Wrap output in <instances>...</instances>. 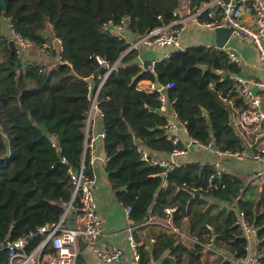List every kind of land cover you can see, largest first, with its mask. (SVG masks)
Wrapping results in <instances>:
<instances>
[{
  "label": "trees",
  "instance_id": "1",
  "mask_svg": "<svg viewBox=\"0 0 264 264\" xmlns=\"http://www.w3.org/2000/svg\"><path fill=\"white\" fill-rule=\"evenodd\" d=\"M204 1L191 0V5L196 7ZM5 2L7 9L0 7V19L6 18L14 31L28 39L39 57L24 61L23 56L30 57L31 49L19 53L0 23V245L28 237L30 252L43 238L38 229L63 217L74 196L69 169H79L84 160L85 127L92 96L108 65L115 64L99 91L97 104L102 112L109 157L108 177L116 190L126 186L118 191V196L132 206V222L140 225L151 212L167 216L165 208L174 207L170 217L179 226L185 207L206 202L203 196L228 202L240 196L236 204L259 228V252L264 263V212L258 208L264 206V191L240 194L239 180L220 174L211 165L201 172L190 162L172 168L154 164L142 158L136 143L138 138L141 145L152 150L175 149L165 135L161 91L148 92L138 86L141 80H158L162 86L175 83L163 92L174 100V110L190 136L204 143L213 138L224 151L238 152L246 146L245 138L230 124L233 108L218 98L221 94L234 96L232 80L223 78L218 70L239 71L223 50L194 46L174 51L168 59L156 63L154 70H146L133 63L138 55L136 49L124 54L130 46L127 39L112 34L110 27L105 28L107 23L116 25L129 18L128 29L141 36L170 22L181 0ZM54 38L61 40L62 51L60 45L52 44ZM45 43L51 44L49 59L53 63H46L39 50ZM60 56L62 62L58 61ZM97 57L106 63L101 65ZM16 61L19 65L15 70ZM198 64H207V71ZM101 66L103 70L95 77ZM235 105L244 107L241 98H235ZM252 149L256 152L255 147ZM85 173L94 179L88 158ZM165 176L167 187L163 186ZM80 204L79 194L70 211H76ZM207 220L212 222L211 218ZM236 221L235 211L226 214V222L220 226L221 238L230 242L235 258H240L246 255L247 242ZM190 224V233L194 226L199 235L209 231L205 224L194 225L192 219ZM174 243L175 238L170 236L164 247L157 246L152 252L140 246L141 264H150L151 254L157 257ZM183 248L177 244L174 251ZM47 250L54 252L52 245ZM0 264H10L6 246L0 248Z\"/></svg>",
  "mask_w": 264,
  "mask_h": 264
},
{
  "label": "crops",
  "instance_id": "2",
  "mask_svg": "<svg viewBox=\"0 0 264 264\" xmlns=\"http://www.w3.org/2000/svg\"><path fill=\"white\" fill-rule=\"evenodd\" d=\"M193 8L195 7L191 5V0H181L177 9L180 14H186ZM205 15L206 17H204ZM207 16L208 15L205 12L202 15V18H207ZM250 19V16L245 17V20ZM120 32L122 37L127 39L128 43H131L140 37L128 29V24L122 28ZM180 42L182 48L181 51H185L194 46H205L210 50H223L226 55L227 50L233 51L239 58V63L236 64L234 62V64L239 67V71L236 73L241 75L244 79H247L253 92H263L259 83L264 84V62L260 57L259 51L251 40L240 38L233 34L226 46L224 48H219L214 30L199 26L194 21H189L185 26ZM174 49L175 48L170 45L155 46L146 44H141L136 48L138 52L137 57H140L144 64L162 54L171 52ZM36 54L38 53L35 48L29 51V55L32 59H37L33 58ZM45 61L46 63H53L49 58L45 59ZM150 83V80H141L138 82V86L143 90L152 92L154 90L149 88ZM210 86L214 89L213 84H210ZM222 95L223 94L218 95V98L233 108L230 115V124L234 125L240 135L245 138L247 143L245 148H249L248 143H254L256 153L259 152V148L262 146L264 147V136L260 135L261 133L258 129L248 128L242 130L239 126L240 112L247 107L246 103L242 100L244 107L236 106L235 98L239 97H234L235 94L232 97L229 94H226L224 96H227L229 101H224ZM166 98L167 101L164 106L161 104L160 110L165 115L166 120L167 118H175L176 121L179 122V129L176 132L180 138L179 144H183L188 151L184 155L174 156L172 155V152L152 150L145 145L140 144V149L149 154L152 163L164 161L168 163V167L172 168L171 165L178 167L183 165L184 162H190L200 167V170L201 168L204 170L207 165H211L220 174H227L239 180L241 186L240 194L243 191H245L247 195H252L257 192L262 193L264 191V189L261 191L260 181L256 178V173L262 168L263 163L251 154V150L254 151V149L250 150V156L239 158L232 154H221L220 151L224 150H221L216 146L213 138L206 142L208 143L210 141V147L190 142V139L193 137L189 135L186 124L179 119L178 114L175 116L177 112L173 107L174 102L172 103L174 100H169L168 96ZM262 102H264V100ZM261 107L264 111L262 103ZM204 113L207 114L208 111L204 109ZM231 120H233V122ZM181 123H183V125ZM103 131L104 125L102 115L99 112V109H96L89 134L91 137H94L92 152L97 157L92 165V169L94 174L93 189L97 203V212L103 223V233L100 237L99 244L101 248L105 250H110L113 247L123 248V258L128 260L133 257L132 247L127 238L128 228L132 221L129 219L125 211V205L127 204L118 196V191H120L121 188L116 190L112 186L108 177L107 161L109 157L105 150L104 137L99 136V133H102ZM165 135L168 136L166 129ZM203 170L201 172H203ZM164 179H166V176ZM163 186H168V179L164 181ZM201 189L203 190L202 187L199 188V190ZM203 198L206 202H194L185 207L186 214L179 226L174 225L170 217L171 213L176 209L174 207L165 208L167 216L153 214L151 212L150 216L143 219L140 225L134 224V234L139 242V247L146 246L151 252L154 251L157 246L164 247L166 238H169L170 236L175 238V243L171 248L163 249L157 254V257H154V255L151 254L152 260H150V264H221L224 261H230L232 264H235L236 254L233 251L230 242L221 238L220 226L226 222L227 213L235 211L237 214V209L239 207L236 202H238L240 196L236 198L234 202H228L215 197L203 196ZM258 208L264 212L263 205L258 206ZM168 209H171L172 211L168 212ZM206 218H211L212 222H208V220L205 221ZM191 219L194 220V225L198 226L200 224H205L209 231L199 235L197 233V228L194 226L193 233H190ZM65 220L66 224L70 226L72 223L79 225L82 222L81 214L74 210L67 213ZM79 243L80 255L78 264H101L100 257L88 247L86 240L82 239ZM177 244H180L185 248H183L182 251L175 252L174 247ZM252 248L254 253L262 256L260 253L261 247L259 239L254 241ZM262 250L264 251V247H262Z\"/></svg>",
  "mask_w": 264,
  "mask_h": 264
},
{
  "label": "built area",
  "instance_id": "3",
  "mask_svg": "<svg viewBox=\"0 0 264 264\" xmlns=\"http://www.w3.org/2000/svg\"><path fill=\"white\" fill-rule=\"evenodd\" d=\"M207 13V18H202L204 13ZM250 16V20H245V17ZM128 19L125 18L119 24L107 23L105 28H109L112 34L122 37L120 30L128 24ZM189 21H194L197 25L206 27L211 30L221 27L232 28V34L240 38L251 40L259 51L260 57L264 62V0H208L193 9H190L186 14H180L178 9L173 12V19L164 23L151 31L141 35L137 40L130 43L128 51L136 49L141 44L155 45V46H172L176 51H181V36L185 30V26ZM127 23V24H126ZM126 24V25H125ZM11 41H14L15 46L19 53H25L29 51L33 44L21 34L17 33L11 28ZM55 41V42H54ZM54 46L60 45L62 51V42L58 38L52 40ZM51 44L45 43L39 48L44 60L49 58ZM165 53L159 57L152 59L148 64H144L143 67L148 70H154L156 63L162 62L168 59L172 53ZM229 61L232 63H239L237 55L230 50H227ZM98 62L103 65L106 62L97 57ZM59 62H62V57L58 58ZM116 67V65H108L105 74L101 77V81L97 85V88L92 96V104L90 112L87 118L85 127V145L83 150V162L79 169H69V174L75 185L74 196L72 201L67 205L66 211L60 221L56 223L46 224L38 229V233L43 236L41 242L32 251L28 252L27 247L29 244L28 237H21L15 240H7L6 247L9 249V261L10 264H78L80 255V238L84 239L88 243V247L91 248L101 260V264H141V252L139 249V242L134 234V223L132 222L128 228L127 238L132 247L133 257L131 259L123 258L124 249L121 247H113L110 250L102 249L99 240L103 233V223L97 212V203L93 189V178H89L85 173V160L88 158V163L93 165L97 158L92 152L94 137H91L90 127L93 122V115L98 108L97 98L101 87L104 85L109 73ZM223 78L224 70H218ZM228 77L233 82L232 91L234 97H239L246 103L247 107L240 112L239 126L243 129L253 128L260 131V135L264 136V111L261 107V103L264 100V84L259 83V86L263 89L262 93H255L249 86L247 79H244L238 73H229ZM175 85L174 82H169L166 86L157 88L156 82H151L149 88L151 90H159L160 101L162 106L167 101L166 93L163 89L172 88ZM224 101H229L227 96L222 95ZM174 101H172L173 103ZM99 112L102 115L101 110ZM177 116V113L175 114ZM183 125V123H181ZM165 129L168 132L167 138L175 145V149L172 152L174 156H180L187 153V148H179L180 138L177 135L179 129V122L175 118H167L165 123ZM99 136L105 137V132L99 133ZM190 142L198 143L202 146L210 147L211 143H202L198 139L191 138ZM247 145V143H246ZM249 148H245L242 151L235 153L220 151L221 154H232L239 158H245L250 156V150L255 147L254 143H248ZM256 148V147H255ZM142 158L146 161L152 162L149 154L140 149ZM259 161L263 163L262 168L257 171L256 178L260 181V189H264V147L259 148V152L253 154ZM65 161V159H64ZM160 166H168V163L154 162ZM171 167H174L171 165ZM214 173L210 179L215 176ZM80 194V206L76 208V211L81 214V224H76L75 227L67 225L65 217L70 211L74 198ZM125 211L129 219H131L132 206L130 204L125 205ZM171 212V209L167 210ZM132 221V220H131ZM242 230L243 236L247 242L246 255L236 258L235 264H264L260 255L253 252V243L259 238V228L250 221L245 212L240 208L237 209V221ZM52 245L54 252H50L47 249Z\"/></svg>",
  "mask_w": 264,
  "mask_h": 264
},
{
  "label": "water",
  "instance_id": "4",
  "mask_svg": "<svg viewBox=\"0 0 264 264\" xmlns=\"http://www.w3.org/2000/svg\"><path fill=\"white\" fill-rule=\"evenodd\" d=\"M0 7H1L3 10H6V9H7V5H6L5 0H0ZM214 32H215V34H216L217 45H218L219 48H224V47L226 46V44L228 43L229 39H230V38L232 37V35H233V34H232L233 30H232V28H230V27L216 28V29L214 30ZM126 53H128V52H125L124 54H126ZM133 63H138V64H140L141 66L144 65V63H143V61H142V59H141L140 57H137V58L133 61ZM18 65H19V61H16L15 70L18 68ZM198 65H199V67H201V69H202L204 72L207 71V69H208L207 65H205V64H198ZM103 68H104V66H101V67L95 72L94 76H95V77L98 76V75L100 74V72L103 70ZM223 75H224V76H228V75H229V71H226L225 73H223ZM156 85H157V88H161V87H162L161 83H160L158 80H156ZM262 106H263V108H264V102H262ZM231 121L233 122V120H231ZM136 143H137L138 145H140V144H141L140 139L136 138ZM251 154H254V151H253V150H251ZM202 170H203V168H201V171H202ZM125 189H126V186L121 187V190H125ZM71 226L75 227L76 225L72 223ZM80 240H82V239L80 238ZM6 245H7V241L3 242V243L0 245V248H2L3 246H6Z\"/></svg>",
  "mask_w": 264,
  "mask_h": 264
},
{
  "label": "rangeland",
  "instance_id": "5",
  "mask_svg": "<svg viewBox=\"0 0 264 264\" xmlns=\"http://www.w3.org/2000/svg\"><path fill=\"white\" fill-rule=\"evenodd\" d=\"M0 23L2 25V28L7 30L8 36H9V38L11 40L12 39V35H11V31L12 30H11V27H10V25L8 23V20L6 18H1L0 19ZM38 57H39V55L36 54L33 58H38ZM23 58L25 59L24 61L29 60V59H32V57H28L27 55H24Z\"/></svg>",
  "mask_w": 264,
  "mask_h": 264
}]
</instances>
